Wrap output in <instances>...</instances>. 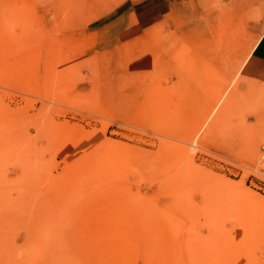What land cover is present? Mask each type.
Returning <instances> with one entry per match:
<instances>
[{
  "label": "rangeland",
  "instance_id": "rangeland-1",
  "mask_svg": "<svg viewBox=\"0 0 264 264\" xmlns=\"http://www.w3.org/2000/svg\"><path fill=\"white\" fill-rule=\"evenodd\" d=\"M264 0H0V264H264Z\"/></svg>",
  "mask_w": 264,
  "mask_h": 264
},
{
  "label": "crops",
  "instance_id": "crops-1",
  "mask_svg": "<svg viewBox=\"0 0 264 264\" xmlns=\"http://www.w3.org/2000/svg\"><path fill=\"white\" fill-rule=\"evenodd\" d=\"M257 56L264 59V32L255 46Z\"/></svg>",
  "mask_w": 264,
  "mask_h": 264
}]
</instances>
